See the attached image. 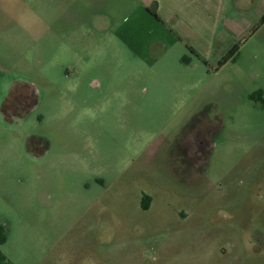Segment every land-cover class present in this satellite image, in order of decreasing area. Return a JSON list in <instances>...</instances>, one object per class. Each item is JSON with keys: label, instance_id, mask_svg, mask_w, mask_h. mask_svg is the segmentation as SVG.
I'll return each mask as SVG.
<instances>
[{"label": "rangeland", "instance_id": "obj_1", "mask_svg": "<svg viewBox=\"0 0 264 264\" xmlns=\"http://www.w3.org/2000/svg\"><path fill=\"white\" fill-rule=\"evenodd\" d=\"M143 3L0 0V264H264V34L213 78Z\"/></svg>", "mask_w": 264, "mask_h": 264}, {"label": "crops", "instance_id": "obj_2", "mask_svg": "<svg viewBox=\"0 0 264 264\" xmlns=\"http://www.w3.org/2000/svg\"><path fill=\"white\" fill-rule=\"evenodd\" d=\"M149 10L155 12L163 23L156 20ZM135 16H137L136 23L140 18L143 21H148L151 18L157 24L154 34L157 40L155 43L157 48L155 51L158 52L157 63L164 57L162 55L165 52V44L162 40H166L169 43L170 52L177 51L179 46H183L185 51L180 57L183 65L191 63L199 68L202 61L192 55L188 51V47L194 49L208 62L209 67L205 66L210 72L214 71L213 78H215L229 64L228 62L216 70L215 67L219 61L232 47L249 37L264 16V0H144L140 9L135 11ZM263 30L264 25L251 34L241 50L243 51L249 42L264 34ZM129 32L132 31L129 29ZM241 50L238 56H240ZM261 50L264 49L259 48L257 60L261 57ZM187 53L191 56H188ZM261 59L264 63V56ZM257 66L259 65H250V68L260 77L264 68L262 66L257 69L255 68ZM231 77L224 81L227 89L231 88L232 81H234L233 76ZM197 82H193V85ZM237 87L234 86V88Z\"/></svg>", "mask_w": 264, "mask_h": 264}, {"label": "trees", "instance_id": "obj_3", "mask_svg": "<svg viewBox=\"0 0 264 264\" xmlns=\"http://www.w3.org/2000/svg\"><path fill=\"white\" fill-rule=\"evenodd\" d=\"M150 11V10H149ZM151 15L156 19L158 20L159 22H162L163 21L160 19V17L155 13V12H151ZM264 25V16L261 18V20L259 21V23L256 25V27L252 30V33L251 34H254L261 26ZM171 30V29H170ZM172 31V30H171ZM173 32V31H172ZM250 34V36H251ZM249 36V37H250ZM247 37L246 39L240 41L239 43H237L234 47H232V49L219 61L218 65H217V69L218 70L219 68L223 67L224 65H226L228 62L236 59V57L238 56L242 46L247 42V39L249 38ZM177 38L179 40H181V38L179 36H177ZM188 51L194 55L196 58L200 59L202 61V63L204 65H206L207 67H209V64L208 62L202 58L201 55H199L194 49H192L191 47H188Z\"/></svg>", "mask_w": 264, "mask_h": 264}, {"label": "flooded vegetation", "instance_id": "obj_4", "mask_svg": "<svg viewBox=\"0 0 264 264\" xmlns=\"http://www.w3.org/2000/svg\"><path fill=\"white\" fill-rule=\"evenodd\" d=\"M23 97V96H22Z\"/></svg>", "mask_w": 264, "mask_h": 264}]
</instances>
